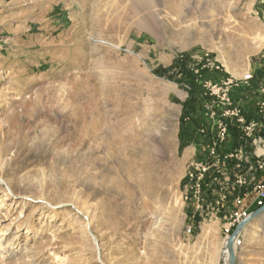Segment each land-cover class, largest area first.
Returning <instances> with one entry per match:
<instances>
[{
  "label": "rangeland",
  "instance_id": "rangeland-1",
  "mask_svg": "<svg viewBox=\"0 0 264 264\" xmlns=\"http://www.w3.org/2000/svg\"><path fill=\"white\" fill-rule=\"evenodd\" d=\"M149 1L0 0V264H223L235 198L260 209L259 121L234 124L254 152L220 165L189 157L183 119L227 80L264 116V0ZM204 161L197 208L183 194ZM237 238L234 264H264V212Z\"/></svg>",
  "mask_w": 264,
  "mask_h": 264
},
{
  "label": "built area",
  "instance_id": "built-area-1",
  "mask_svg": "<svg viewBox=\"0 0 264 264\" xmlns=\"http://www.w3.org/2000/svg\"><path fill=\"white\" fill-rule=\"evenodd\" d=\"M244 82L252 81V73H247L242 78ZM233 84L231 80L222 82L221 84L210 85L211 91L213 94L211 96H217V99L209 101L204 106V112L206 117L211 121L210 126H204L199 129L198 134L202 138L208 137V131L213 130L215 133L214 137L209 140V146L206 147L203 144L204 151H206L209 157H212L216 160V164L225 165L226 161L230 158H241L243 152L241 150H234L233 152L226 153L220 157L219 150L227 142L228 136L230 134L231 127L234 124L242 126L246 122V117L244 116L243 110L240 106L234 103V100L230 96V87ZM262 96H264V88H262ZM261 111H264V102L261 103ZM217 106V108H216ZM257 127V124L253 121L248 127H245V132L248 136L253 135V131ZM257 138H255V141ZM210 166L204 162H198L194 164V168L187 174V189L183 194V200L185 202L193 201L197 208H202L203 206V183L205 181L206 175L209 173ZM246 183V180L243 177H239L236 181L237 186H243ZM235 185V184H233ZM255 196L251 202L253 209H259L264 206V183L258 184L255 189ZM225 197H222L224 201ZM243 205V199L241 197L235 198L232 203L233 210L230 213L229 217V228L227 232L238 224L248 220L252 213L248 210L240 209ZM188 233H192V228L189 227L187 230ZM238 236V235H237ZM236 237V242L237 241Z\"/></svg>",
  "mask_w": 264,
  "mask_h": 264
},
{
  "label": "crops",
  "instance_id": "crops-1",
  "mask_svg": "<svg viewBox=\"0 0 264 264\" xmlns=\"http://www.w3.org/2000/svg\"><path fill=\"white\" fill-rule=\"evenodd\" d=\"M211 77H212V79L213 78L217 79L215 81L219 82L220 80L225 78V75H221V74L218 76L211 75ZM253 83H254L253 85H256V84L258 85V83H256V82H253ZM246 89H247L246 86L245 87L241 86L239 89L234 88L231 92V96L234 100V103L236 105H239L242 108L244 116L246 117L247 121H251L253 119H257L259 121V126H258V129L256 131L255 138H262L264 140V116L258 115V113L255 110L256 101L254 100V98L256 99V97L254 96V98H253L251 96V94H249V92L246 93ZM240 91H242V93H239ZM183 121L185 122V125H184L185 128H187V127L190 128V132H191V136H188L190 139L188 141L189 143L184 149L187 151L188 154H190L189 157H196L197 159L203 157L205 159V156H207V153H206V151H204L203 143L201 142L202 137L200 138L198 131L200 128H202L204 126H210L212 124L211 121L206 117L205 114L203 115L201 113L199 115L197 112H192L188 117H184ZM234 127L235 126L231 127L227 142L221 147V149L219 150V154L223 156L226 153H229L235 149L244 148V147L248 152H254V150H252V148H251L250 140L244 139L242 137L241 133H239V131L236 129V127L235 128ZM184 133H185L184 138H186L187 137L186 136L187 131ZM198 135H199V137H198ZM214 135H215V133H213V130L208 131L209 140H211L214 137ZM248 145L250 146V148H247ZM208 146H209V143L206 144V147H208ZM257 151L258 152L256 154L263 155V153L259 152L260 150H257ZM228 165L230 167L231 163ZM230 170L231 169H229L228 166L223 167L222 171H224V173L222 174V176L224 174H226L227 171H230ZM225 180L227 181V179H225ZM233 181L234 180H231L230 182L232 183ZM218 185H220V184H218ZM243 200H246V198H244ZM191 214H192V212H191ZM207 216H209V214H207ZM202 220H203L202 215L200 214L197 217V219H195L194 222L201 223Z\"/></svg>",
  "mask_w": 264,
  "mask_h": 264
},
{
  "label": "bare ground",
  "instance_id": "bare-ground-1",
  "mask_svg": "<svg viewBox=\"0 0 264 264\" xmlns=\"http://www.w3.org/2000/svg\"><path fill=\"white\" fill-rule=\"evenodd\" d=\"M122 3H125V7L130 8L135 15H140L141 11H145L147 9L150 8V1L149 0H119ZM118 2V0H117ZM121 3V4H122ZM114 8V7H113ZM151 18V17H150ZM137 23V22H136ZM139 26H143V27H150V22H149V17L147 16H142L139 20H138ZM103 130V129H102ZM101 131V130H100ZM116 131V130H113ZM112 131V132H113ZM99 133V132H98ZM115 134H118V131H116ZM119 135V134H118ZM97 136V135H96ZM129 140V139H128ZM127 140V141H128ZM128 144V143H127ZM127 147V146H126ZM110 149V153L114 152V149L111 148L109 146ZM238 237V236H237ZM228 240L226 239L225 243H224V249L221 252V256H220V260L223 264H229L230 262V255L231 253H235V245L233 246L232 250L229 249L228 247ZM233 243H236V240L233 241ZM238 245V244H237Z\"/></svg>",
  "mask_w": 264,
  "mask_h": 264
},
{
  "label": "water",
  "instance_id": "water-1",
  "mask_svg": "<svg viewBox=\"0 0 264 264\" xmlns=\"http://www.w3.org/2000/svg\"><path fill=\"white\" fill-rule=\"evenodd\" d=\"M264 212V206H262L257 212L256 214H254V216H256L257 214H260ZM252 216L251 218H249L248 220L244 221L243 223H241L238 228L236 229L235 233L229 238L228 240V247L230 250H232L233 248V241L236 239L237 235L240 233V231L242 230V228L254 217ZM235 263V254L232 252L230 255V262L229 264H234Z\"/></svg>",
  "mask_w": 264,
  "mask_h": 264
},
{
  "label": "trees",
  "instance_id": "trees-1",
  "mask_svg": "<svg viewBox=\"0 0 264 264\" xmlns=\"http://www.w3.org/2000/svg\"><path fill=\"white\" fill-rule=\"evenodd\" d=\"M183 137V136H182ZM184 139V138H183Z\"/></svg>",
  "mask_w": 264,
  "mask_h": 264
}]
</instances>
